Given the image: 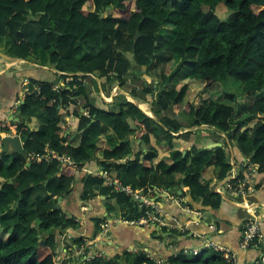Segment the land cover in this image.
Instances as JSON below:
<instances>
[{
    "label": "trees",
    "instance_id": "obj_1",
    "mask_svg": "<svg viewBox=\"0 0 264 264\" xmlns=\"http://www.w3.org/2000/svg\"><path fill=\"white\" fill-rule=\"evenodd\" d=\"M0 43L15 59L33 60L61 73L52 82L30 81V93L19 106L17 134L29 158L0 150V264L75 261L59 259L60 234L78 224L58 199L72 193L77 170L93 160L133 191L147 193L157 187L177 195L187 188L195 202L219 210L223 198L212 181H203V174L213 167L217 182L229 178L230 153L225 145L193 146L186 155L176 149L173 134L184 125L165 115L174 109L191 116L190 128L209 126L225 134L230 143L235 141L249 166L258 167L256 176L264 178V96L248 107L245 120L236 118L234 107L208 97L213 85L228 77L240 81L245 94L264 90V0H0ZM144 67L159 72L157 87L139 83ZM89 75L111 89L133 85L130 95L135 99L150 98L157 91L151 103L161 123L123 95L98 106L85 83ZM195 81L204 84L198 106L190 101ZM35 87L40 91H33ZM225 98L236 101L233 94ZM79 100L85 113L77 110ZM71 105L79 120L78 145L62 127ZM35 117L41 124L31 129L28 124ZM191 134L179 138L187 140ZM134 136L145 152H134ZM162 145L169 152L168 161L160 160ZM53 155L70 158L77 168L48 158ZM81 182L82 201L97 196L115 200L128 221H140L151 210L145 205L140 208L139 202L107 185L102 176L86 174ZM104 220L97 221L96 235ZM163 231L174 237L185 235L176 229ZM74 244L81 248L85 242L75 239ZM261 247L264 252V244ZM125 258L127 264H157L142 252L127 253ZM101 261L96 257L91 264ZM169 264L225 261L221 253L205 249L194 259L178 252Z\"/></svg>",
    "mask_w": 264,
    "mask_h": 264
},
{
    "label": "crops",
    "instance_id": "obj_2",
    "mask_svg": "<svg viewBox=\"0 0 264 264\" xmlns=\"http://www.w3.org/2000/svg\"><path fill=\"white\" fill-rule=\"evenodd\" d=\"M131 61L134 64L133 58ZM158 73L154 70L148 71L147 69L142 77L143 80L139 83L141 84L144 81L149 84L155 83V87H157L159 83ZM60 74L52 66H42L33 60L9 58V55L5 52L4 45L0 43V124L9 123V125H13L17 129L16 123L20 120L16 119L19 117L18 113L20 109H17L16 106L19 101H23L25 98L27 89L25 85L33 80L52 82ZM102 81L94 75H89V78L85 80L87 88L98 106L103 107V101L106 104L113 103L119 95H123L129 102L134 103L128 97L130 89H134L133 85L128 86L126 89H122L119 85H116L111 89L108 85L103 87ZM98 88H100L99 92ZM191 91H193L192 88H190ZM156 93L157 91H155L154 96ZM130 96L136 101V104H134L144 114L161 123L153 113L151 102L154 100V96L145 98L144 100L135 99L132 95ZM195 105L198 106L196 103ZM74 110L75 107L72 105L66 110L70 114L65 117L62 127L65 136H70V140L75 145H78L79 136L77 135V128L79 120L74 116ZM77 110L80 113H85L81 100L78 101ZM183 114L182 111L176 109L173 112L169 111L165 113L167 116L176 117L184 125V128L180 132L173 134L176 137L173 142L176 149L187 153L193 146L208 149L211 145L221 144L220 147H223V145L227 147L233 166L230 177L222 182H217L214 169L210 167L204 172L203 181L209 183L212 181L215 192L220 194L222 198L225 195L228 200L226 201L223 198L221 208L219 210H212L211 208L202 206L199 202H195L187 188L177 191V195L176 191L157 187L148 188L147 193L143 190L133 191L131 189L133 192H136L139 201L135 200L134 196H130L133 200L140 203V208L145 205L151 209L150 211L148 210L151 214L162 216L164 218H162L164 225L152 222L142 223L143 220L129 221L127 223L126 221L128 220L120 214L121 210L117 207V203L114 205L115 200H109L105 196H97L90 201H82L83 184L81 181L86 174L102 177L107 175V177H110L107 173L103 172L98 162L93 160L86 164L82 170H77V180L73 186V191L60 204L63 211L68 216L74 217L78 224L77 228H69L62 231V235L60 234L61 241L58 254L61 261H71L74 259L75 261L72 264H91L92 259L97 257L102 260V264L108 262L112 264H127L125 258L127 253L139 254L142 252L157 264H169V259L181 251H184L186 254L192 253L195 257L199 256L203 250L207 249L205 248L207 241L231 249L237 255L236 264H255L264 258L261 246L249 249L241 248L243 225L249 218L256 219L259 222L261 233L264 235V178L256 176V173L250 178V185L255 188V191L247 200L248 204L251 205V209L248 210L244 205V200L234 198L226 189L227 182L234 175H240L242 172H245V175H249L252 168L251 165L249 166L248 160L241 155L236 142L232 141L230 143L225 134L214 131V128H190L192 120L190 119L187 122L182 121ZM40 124V120L35 117L28 125L31 129H37ZM161 125L164 127L163 124ZM187 132L193 133L187 140L179 138V136ZM109 134L112 136L110 131H108L107 135ZM0 136L4 138L5 133L0 132ZM137 138V136L134 138V152L137 153L141 150L145 152L146 149L141 147V140ZM152 144L156 146L154 138L152 139ZM0 150L2 152L3 145ZM12 151L13 148L10 147L7 153H12ZM159 155L160 160L168 161L169 152L166 145L161 146ZM256 184L261 186L256 188ZM109 207H114V209L109 211ZM98 220L104 221L101 224V232L96 235ZM104 225H107V227L104 228ZM182 227L185 228V232L179 230ZM164 228L168 230L177 228L176 230L185 235L174 237L171 232H164ZM172 237L175 238V241H173ZM75 239L84 240L85 244L81 247L84 249L83 255L66 250L69 244V247H78L74 244ZM85 250L89 251V255H85ZM86 257H90L91 259L88 260Z\"/></svg>",
    "mask_w": 264,
    "mask_h": 264
},
{
    "label": "built area",
    "instance_id": "obj_3",
    "mask_svg": "<svg viewBox=\"0 0 264 264\" xmlns=\"http://www.w3.org/2000/svg\"><path fill=\"white\" fill-rule=\"evenodd\" d=\"M62 85H64V84H62ZM25 86L27 87L26 94L30 93V90L28 88L29 83L26 84ZM55 89L58 90L59 86H56ZM33 91L39 92L40 88L35 87V89ZM22 102L23 101H19L17 103V106H16L17 109H19V106L22 104ZM7 129H9V134H7V132L5 131ZM16 130H17L16 127H13V125H9V123L0 124V132H4L5 136H9V137L19 136L17 134ZM2 139H3V137L0 136V148L2 147ZM48 158L58 159L59 161H61L63 163H68V164L74 166L75 168H77L76 164L73 161H71L70 158L60 157L58 155H53L52 157H48ZM257 170H258V167L252 165V168L250 170L249 175L241 177L239 174H236L233 176V178L231 180H229L227 182V185H226V189L232 194V196L234 198L241 199V200L245 201L244 205L248 208V210L251 209V205L248 204L247 200L255 191V188L252 185H250V178H252V175L255 174L257 172ZM104 177L106 178L108 185L114 187L115 190H117L119 192H124L128 195H132L135 197V200L139 199L136 196V192H133L131 190V188L124 187L118 180L107 177V175H104ZM162 218H163L162 216H158V215L156 216L154 214H151V212H148L147 217L142 218L140 221L143 220L142 223L152 222V223H159L161 225H164ZM126 222L129 223V221H126ZM106 227H107V225H104V228H106ZM166 227L169 228L168 225H166ZM173 229H177V228H173ZM179 230L181 232H185V228H183V227L180 228ZM263 244H264V235L261 233L259 222L256 219L249 218L243 225V239H242V243H241V248L242 249H249L252 247H260ZM205 248L212 249L216 252L221 253L223 255L225 264H236V262H237L236 253H234L229 248L216 245L215 243H212L210 241H207L205 243ZM66 250L69 252L74 251L75 253L80 254V255L84 254V249L83 248L78 249V247H76V246H71L70 248H66ZM86 258H88V260L91 259L90 257H86ZM262 260L264 261V258ZM255 264H260V262H257Z\"/></svg>",
    "mask_w": 264,
    "mask_h": 264
},
{
    "label": "rangeland",
    "instance_id": "obj_4",
    "mask_svg": "<svg viewBox=\"0 0 264 264\" xmlns=\"http://www.w3.org/2000/svg\"><path fill=\"white\" fill-rule=\"evenodd\" d=\"M130 60H132V56L129 55ZM199 83V84H198ZM202 81H195L192 83L191 88L193 91L190 92V101L193 104H201L202 100V90L203 85L201 84ZM100 91V88H98V92ZM100 94V93H99ZM227 94H233L235 95L236 101L228 100L225 98ZM264 96V90L260 92H255L251 94H245L243 90L242 83L232 77L226 78L222 82L215 83L210 90V93L208 95L209 98H212L214 100H218L220 102H223L229 106H232L235 108L236 111V118L238 120H245L248 118L247 109L248 107L257 99H260ZM204 98H207V96H204ZM191 119V116L189 114L184 113L183 118L181 119L184 122H187ZM116 205V202L115 204ZM118 206V205H117ZM173 238V241H175V238ZM188 257L190 259H194L195 256L190 253L188 254Z\"/></svg>",
    "mask_w": 264,
    "mask_h": 264
},
{
    "label": "water",
    "instance_id": "obj_5",
    "mask_svg": "<svg viewBox=\"0 0 264 264\" xmlns=\"http://www.w3.org/2000/svg\"><path fill=\"white\" fill-rule=\"evenodd\" d=\"M139 38H140V35L137 36L136 41H137ZM9 58H12V57L9 56ZM146 70H147L146 67H144V68H143V72L145 73ZM77 75H81V74H77ZM128 97H130V99H132V101L136 104V101H135L130 95H128ZM18 116H19V117H18L16 120H20V117H21V111H19ZM201 127H202V128H206V127H209V126H201ZM2 145H3V150H2L1 153H7L8 149H9L10 147H12V148H13L12 153H14V154H19V155L25 157L26 159L29 158V155L24 151V148H23V145H22V141H21L20 136H15V137H9V136H6V137H4V138L2 139ZM220 146H221V144H215V145H211V146H209L208 149H213V148L220 147ZM186 154H187V153L184 152V155H186ZM29 166H30V163L27 164V167H29ZM223 198H224V200H226V201L228 200V198H227L225 195H223ZM62 201H63V197H60V198L58 199V203L61 204ZM37 222H38V224H40V221H39V220H38ZM190 236H192V235H190ZM42 244H44V242H42Z\"/></svg>",
    "mask_w": 264,
    "mask_h": 264
}]
</instances>
